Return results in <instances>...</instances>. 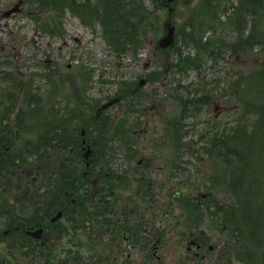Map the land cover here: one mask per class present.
<instances>
[{"label": "rangeland", "instance_id": "374dc122", "mask_svg": "<svg viewBox=\"0 0 264 264\" xmlns=\"http://www.w3.org/2000/svg\"><path fill=\"white\" fill-rule=\"evenodd\" d=\"M44 1L42 0V2ZM196 5L198 3H193L190 7ZM12 8H16V11L7 15L6 12ZM185 9L180 0H173L168 3V6L155 10L153 14L147 12L146 27L137 34L138 39L141 38L140 48L142 49L134 52V59L131 55H117L111 51L97 20H92L91 26L86 25L83 23V19L77 17V14L65 10V7L64 9H54L47 1L44 4H39V0H0V163L5 160L8 152H12L17 145L22 143L23 139L35 138L38 125L36 130L31 123H40L50 113L44 105V107L36 105L27 109L20 107L19 99H17L19 94L15 96L17 101L13 102V93L16 92L13 87L17 81H21L23 84L30 81L37 92L39 86L36 85H41V87L47 85L44 75L50 69L51 72L55 70L61 75L69 77L68 83L76 86V80L73 77L77 69L84 66L86 71H89V75L91 74V83L85 87V93L76 90V94L81 98L85 97L88 100L92 97H101L102 99L111 97L121 83L123 87L118 89V94L128 89L131 95L142 96L151 103L153 99L160 96L158 95L159 89L162 90L164 86L170 85L173 79L183 83L190 81L202 83L205 80L218 79L226 75L223 83L228 87L226 94L230 96L229 99H226L221 90L214 89V100L208 101L204 108L205 111L181 121V124H185L183 129L186 134L180 138L177 148L174 147L172 139L167 136V133L162 132L164 116L177 114L179 111V105L175 101L167 99L161 103L160 111L155 107L151 113L142 116L140 125L131 131L132 142L126 137L115 140V142L126 141L127 148H130L133 153L130 169L127 173L122 172L121 175L125 182L119 183L115 189H139L141 183L135 177L137 173L135 164L140 159H147L138 167V170L145 169L147 174L145 187L139 190H145V188L165 191L175 189L181 193V232L176 233V236L179 235L180 241L165 245V254L168 256L166 264H177V259H180V264H264V229H261L257 224L253 226L254 238L250 240H248L247 233L238 224L231 225L232 231L224 230L222 212L227 211L229 214L231 209L229 206H227V210L215 214V217L201 209L199 217L189 216L188 220L183 218L185 205L189 203V198L195 197V195L199 197L212 192L216 195L217 205L229 202L226 200L229 195L227 189L231 190L230 184H228V171L222 165L220 158L214 157L213 153L212 157L208 155L207 149H205L207 147L205 146L206 137L210 138L215 133L213 127L219 128L217 133L221 134L222 131L228 133L233 126L237 125V122L244 126L250 124L252 120L256 121V114L252 112L246 114L244 102L241 100L246 101L252 98L254 102V98H257V100L264 101V14L258 11L256 15H260V17L257 16L258 20L260 19V24L257 20L253 24L249 22L247 26L249 31L251 28L254 29L253 37L261 36L253 48L244 46L245 36H242L239 49L233 46L237 34L236 29L239 27L228 26V20H224V16L221 17V23L216 21L210 24L202 32L203 40L210 41L208 51H214L213 56L211 59H206V55L199 52L203 61H206L202 62L203 66L199 70L188 68L181 75L180 72L173 70L172 63L175 60L173 52L177 50V47L175 49L172 46L161 48L158 45V40L165 34L167 23H170L178 30L175 38L177 37L180 42L179 39L183 37L185 18H191V15L184 13ZM127 10L122 9L121 6L117 9L123 18H125L123 12L126 13ZM181 13L185 15H179ZM138 14L139 8H136L135 14L131 15V18L133 19ZM203 21L210 23L206 18ZM207 22L204 24L207 25ZM215 28L219 31L215 32ZM59 31L60 34H58ZM185 31L187 32V29L183 30V33ZM203 48L206 47L202 46L201 50ZM180 49L183 55L189 54L190 56L199 50V48L193 49L183 45L180 46ZM174 74H178L180 77L174 78ZM198 74L204 75V78H201L202 81L197 78ZM141 78L147 80L143 85L138 83ZM230 82L232 83L230 87H234L238 91L243 89L240 95L239 92L234 93L235 95L231 94ZM49 88L51 89L52 86L44 88L43 91H47ZM153 94L155 95L150 96ZM254 94L255 96H253ZM21 98L22 101L28 99L27 96H21ZM217 98L219 100H216ZM124 102L127 103L128 100ZM159 104V102L156 103L157 106ZM63 105H65V101L58 100V105L54 109L61 108ZM139 107L130 106L128 108L130 116H138L136 113H138ZM216 107L221 111L218 117L214 116ZM83 130L85 133L81 136H84L85 146L84 153L81 152L82 159L77 160V162H81L77 169L79 173L82 171L83 165L90 160V155H86L88 144L93 146V143L101 137L97 132L98 129L93 130V126L90 127L89 123L83 126ZM201 133L206 136L201 137ZM78 134H80L79 131ZM263 134L264 132H260L257 136L260 144H257L256 147L259 149L257 152L260 156L264 154ZM7 138L9 143L7 140L2 142ZM77 139H79L78 136ZM99 140L107 143L102 139ZM223 147L225 151H228L229 145ZM235 147L243 149L240 144ZM98 148L101 149L100 145ZM101 152L102 150L98 152V156ZM109 159L116 161V156L113 155ZM120 162L123 163V158ZM129 166L126 167L129 168ZM214 168L223 171V175L227 179L223 184L219 182ZM262 176L264 175L262 174ZM214 183L215 185H213ZM240 185L242 189L248 187V183L243 180ZM16 186L10 181L3 180L0 175V234L5 228L3 225L8 217L22 215L33 218V213L39 211L28 202L29 195L27 194L21 196V199L25 198L29 205V209L26 212L23 211V202L14 196V192H11L16 189ZM195 199L198 198L195 197ZM88 204L96 208L92 202ZM17 208H21V211ZM172 211L173 207L171 213ZM178 212L179 210H175L177 215ZM54 215L56 212L53 213ZM235 216L238 217V214L235 213ZM262 225L264 228V215L262 216ZM237 228L241 231L235 230ZM173 231L172 228L171 234L167 236L171 238L170 240L175 237ZM189 232H193V235L189 236ZM193 236L205 240V247L198 251L197 257L194 255L196 251L194 246L187 251L188 240ZM220 243H224V251H222ZM207 244L217 246L210 253L212 256L218 253L221 255L214 260L209 258ZM222 256L224 259L220 260L219 258Z\"/></svg>", "mask_w": 264, "mask_h": 264}, {"label": "trees", "instance_id": "16d2710c", "mask_svg": "<svg viewBox=\"0 0 264 264\" xmlns=\"http://www.w3.org/2000/svg\"><path fill=\"white\" fill-rule=\"evenodd\" d=\"M46 1L50 2L54 9H64L65 7V10L67 9L73 14H77L86 25L91 26L92 20H97V24L102 28L103 35L106 37L111 51L117 55L124 54L125 56L131 55L133 57L134 52H138L141 49V38L138 39L137 34L146 27L147 12L153 14L155 10L166 7V0H45L44 2ZM44 2L39 0V4H44ZM180 3L186 8L184 13L191 15V18H185L183 30L187 29V32L183 33L182 30L183 37L179 39L180 42H178V38L176 37L172 46L174 49L177 47V50L173 52L175 60L172 62L173 70L175 69V71L184 72L188 68L199 69L203 66V63L206 61H203V57H200L199 52H202V55L205 54L206 59H211L214 51H208L210 46L208 43L210 41L203 40L204 34L202 31L216 21L221 23V16H225L224 20H228V26L236 25V27H239L236 29L237 34L234 39L233 46L235 48L239 49L241 47L242 36H245L244 46L253 48L259 42L261 36L257 37L255 35L253 37L254 29L251 28L249 31V27L247 26L249 22L253 24L258 20L257 16L260 17V15H256L258 11L264 14L263 0H180ZM193 3H198V5L190 7ZM120 6L122 9H128L126 13L123 12L125 18L117 11ZM136 8H139V14L132 19L131 15L134 16ZM184 13L179 15H185ZM229 13L231 14L229 15ZM205 18L210 23L203 21ZM204 22H207V25ZM258 23L260 24V19ZM247 30L248 32H246ZM214 31L217 32L219 29L215 28ZM58 34H60V31ZM181 45L192 47L193 49L199 48V50L193 56L189 54L183 55L180 49ZM202 46L206 48L201 50ZM88 72L84 66L79 67L73 77L76 80V86H74L68 83L69 77L63 76L55 70L51 72L48 69V72H45L44 75L47 79V85H44V87L36 85L39 86L37 87V92H35L30 81L23 84L21 81L16 80V85L13 87L16 90L13 93V102L17 101L15 96L19 94L17 99H19L20 107L22 106V108L27 109L36 105H39L38 107L44 105L50 113L40 123H31L36 130L38 125L35 138L23 139L21 149H17L15 153L5 156V160L2 162V173H5L3 180L12 183L13 180L10 176L18 174V177L15 179L16 189L21 190H64L66 192H74V190L80 189L113 188L112 182L114 181L112 176L116 174L112 170L113 163L105 162L98 164L95 161L98 158L99 152L97 145L94 144L95 142L93 143L91 154L93 160L89 163L88 167L83 165L82 171L80 173L77 172L81 163L77 162V160L82 159L81 152H83L78 131L89 123L90 127L100 128L102 140L108 143L113 134L115 132L118 133L117 127L129 125L128 128H134L135 124L133 122L128 124L124 121L114 122L112 114L107 108L95 114L96 109L100 108L102 100L104 101L109 97H105V99L92 97L87 100L85 97L81 98L80 95L76 94V90L80 93H85V87L91 83V74L89 75ZM225 77L224 75L218 79H213L208 83H203L200 87L180 83L174 86L176 83L172 81L170 85L173 84V87L170 92L173 97L172 99L175 101L179 100L181 103V118L198 115L207 102L204 97L208 96L213 90V87H210L211 84H219L220 79L224 81ZM231 85L232 83L230 82L229 86ZM51 86V89L43 91L44 88ZM120 87H123L121 83L113 94L120 96V108L123 110L125 106L124 109L126 111L123 113V118H126L130 106H142L140 104L145 103L146 99L142 96L131 95L128 89L118 94L117 91ZM176 90H178V94ZM21 96H27V101H22ZM254 99V102L252 98L241 101L244 102L246 114L247 112L256 114V121L252 120L250 124H245L244 126H241L240 122H237V125L233 126L228 133L222 131L221 134H218V130H215L213 131L215 133L210 138L206 137L207 143L212 145V149L209 148L208 152L212 153L211 150L214 149L218 157L223 160L224 166L228 171V184H230V189L234 191L232 197L233 203L230 206L247 208L239 209V220L245 216V220L241 219V221H244V224L249 225V227L253 224L251 218L246 223L249 206L264 207V176H262V174L264 175V154L260 156L257 152L259 149L256 147L257 144H260L257 137L258 134L264 132V101L257 100V98ZM58 100H64L65 105L55 110L54 107L58 105ZM126 100H128L127 103L124 102ZM57 112H60V114H57ZM33 118L36 119L37 117ZM182 127L183 124L177 125V128H180L179 131H181ZM111 128H113L114 132ZM167 132V136L172 139L175 148H177L180 138H183L186 134L184 132L178 133L174 127L171 130H167ZM77 136L79 139H77ZM200 136L203 137L206 134H201ZM107 143L103 145L105 146L104 155L110 154V146L113 149L112 142L108 144L109 148L107 147ZM238 144L243 147L242 150L236 149L235 146ZM224 145H229L228 151H225ZM115 146H119V144ZM119 150L122 151L121 146H119ZM122 152L126 156L127 151ZM100 164H102L103 170L98 171L93 169L97 168ZM33 175H37L36 184H34V180H30V177ZM241 180L248 183L246 189H242L240 185ZM28 182H31V185H28ZM241 191L247 193H242ZM250 192L251 194H249ZM59 194H53L50 203L47 201L49 196L46 194L29 195V198H43V201H31L30 204H33L35 208L42 204L45 208V213L48 209H63L64 211L66 209L67 214H74V206H84L86 204V206L90 207L88 200L93 198L88 195L77 194L74 204L65 205L66 197L63 194ZM216 206L218 207V205ZM261 211H264V209H261ZM84 212L88 217L91 210L86 208ZM39 213L40 211H35L33 218L35 219ZM235 213L236 211H233L229 214L233 218L232 221L238 222L234 217ZM225 217L227 218L225 221H228L227 214ZM84 222L89 223L88 218ZM90 226L87 224V227Z\"/></svg>", "mask_w": 264, "mask_h": 264}, {"label": "flooded vegetation", "instance_id": "af4514ba", "mask_svg": "<svg viewBox=\"0 0 264 264\" xmlns=\"http://www.w3.org/2000/svg\"><path fill=\"white\" fill-rule=\"evenodd\" d=\"M178 77L180 75H174V78ZM174 80L176 84L179 82ZM207 98L210 99V95ZM10 177L16 179L18 176ZM11 192L21 202H26L21 199L24 194H46L49 203L55 193L65 197L71 194L97 195L93 199L97 214L87 217L83 213L65 215L62 212L61 219L53 222L54 210L48 209L45 213L40 204L36 207L40 213L35 219L22 215L8 217L0 234V264H166L165 245L180 241L176 233L181 232L182 202L177 190L83 189L69 193L64 190L15 189ZM29 201H43V198H29ZM68 201L73 203L75 199L69 198ZM190 201L198 202L195 197ZM74 209L80 210V207ZM175 210H179L178 215ZM86 218L94 219L96 228L93 232L83 224ZM172 228L175 237L170 240L167 236ZM36 230L37 237L32 235ZM192 235L189 232V236ZM188 243L187 251L193 246L196 248L195 257L205 247V243L195 237ZM221 244L224 251V243ZM206 246L212 260L221 255L210 254L216 245ZM219 259L223 260L224 256ZM176 261L180 264V259Z\"/></svg>", "mask_w": 264, "mask_h": 264}, {"label": "water", "instance_id": "95a60500", "mask_svg": "<svg viewBox=\"0 0 264 264\" xmlns=\"http://www.w3.org/2000/svg\"><path fill=\"white\" fill-rule=\"evenodd\" d=\"M171 1V0H168ZM173 41V27L168 26L167 33L160 39L159 45L161 47H167L169 46ZM60 216V213L57 214L55 218H58Z\"/></svg>", "mask_w": 264, "mask_h": 264}]
</instances>
